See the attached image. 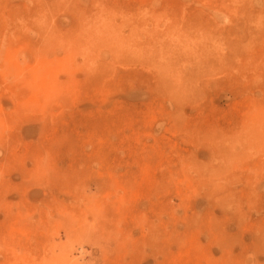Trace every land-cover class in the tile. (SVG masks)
<instances>
[{
  "label": "rangeland",
  "instance_id": "rangeland-1",
  "mask_svg": "<svg viewBox=\"0 0 264 264\" xmlns=\"http://www.w3.org/2000/svg\"><path fill=\"white\" fill-rule=\"evenodd\" d=\"M0 264H264V0H0Z\"/></svg>",
  "mask_w": 264,
  "mask_h": 264
}]
</instances>
